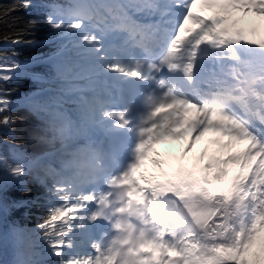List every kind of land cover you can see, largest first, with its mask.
Wrapping results in <instances>:
<instances>
[{"label": "snow or ice", "instance_id": "1", "mask_svg": "<svg viewBox=\"0 0 264 264\" xmlns=\"http://www.w3.org/2000/svg\"><path fill=\"white\" fill-rule=\"evenodd\" d=\"M31 6V0L23 5ZM51 7L48 22L66 36L79 35L76 47L86 59L152 89L138 162L112 180L121 203L114 212L119 235L110 244L69 251L71 222L85 204L54 186L64 203L39 228L60 264H264V34L256 24L249 31L238 27L242 18L235 15L264 16V0H100ZM206 9L219 11L205 15ZM137 13L159 19L141 23ZM119 33L126 34L122 47L105 44ZM116 51H127L131 62L110 60ZM210 133L216 134L211 154L205 148L190 164L182 157L166 160L156 148L186 140V157ZM149 158L158 171L142 170ZM230 165L238 168L232 176ZM218 183L227 186L214 190ZM110 196L99 203L111 207Z\"/></svg>", "mask_w": 264, "mask_h": 264}, {"label": "trees", "instance_id": "2", "mask_svg": "<svg viewBox=\"0 0 264 264\" xmlns=\"http://www.w3.org/2000/svg\"><path fill=\"white\" fill-rule=\"evenodd\" d=\"M26 2L0 0V67H12L15 62L21 69L20 72L0 71V77H6L0 78V99L16 101L44 91L39 96L51 97L64 104L67 111L71 108L85 113L84 100L67 95L82 77L79 66L69 63L67 69L59 70L53 63L43 62L63 51L75 58H84L81 49L76 47L79 35L66 36L48 22L51 6L68 9L75 0H31L32 6L24 8ZM0 109H3L0 120L10 119L8 124L0 123V172H7L9 164L15 161L12 149L21 152L23 148L28 153L41 150V146L31 142V137L42 120L25 105H0ZM24 178L25 184L10 175L0 180V264H11L9 229L24 224L39 227L54 207L64 203L57 197L53 183L38 177L25 175ZM36 242L43 246L37 264H60L44 237Z\"/></svg>", "mask_w": 264, "mask_h": 264}, {"label": "clouds", "instance_id": "3", "mask_svg": "<svg viewBox=\"0 0 264 264\" xmlns=\"http://www.w3.org/2000/svg\"><path fill=\"white\" fill-rule=\"evenodd\" d=\"M27 103L32 114L42 120L31 137V142L41 146V150L28 153L22 148L21 158L9 164L8 172L16 177H38L77 193L81 185L104 171V152L82 139L83 132L64 104L42 96L30 97Z\"/></svg>", "mask_w": 264, "mask_h": 264}, {"label": "rangeland", "instance_id": "4", "mask_svg": "<svg viewBox=\"0 0 264 264\" xmlns=\"http://www.w3.org/2000/svg\"><path fill=\"white\" fill-rule=\"evenodd\" d=\"M97 3V2H95ZM258 16H260L259 14H257ZM260 18L263 19V23H264V16H260ZM71 58L68 55L63 54L62 56H60L56 61V66L58 69L60 68H66V63L68 61H70ZM100 70H103L102 65H100V63L96 60H91L90 62L86 63V69H85V76L79 80V88L73 92V94H77V93H91V95H89L92 99L93 102L97 101L98 99L96 98L97 94H98V89H95L97 87V84H95V80L98 81V77L97 74ZM95 97H92L94 96ZM105 115H103L102 119H105ZM82 122L84 124L90 125L93 121L92 120H88L86 118L80 117V120L76 122V125L81 129V131L85 132L84 135L82 136L83 138H87L88 133H87V129L83 128L82 126ZM82 138V139H83ZM203 145L206 144L208 141L205 138H203L202 140ZM186 144V140H167L165 142H162L161 144L157 145L156 148L158 151H160L161 153H165V154H177L178 152L182 151V147ZM202 149V148H201ZM191 154L193 152H190ZM16 154V153H15ZM21 155L20 154H16V160L20 159ZM157 168L156 166L152 163L151 158L147 159L144 163L143 169L144 171H148V172H153L155 171ZM238 170V168H237ZM81 197V196H80ZM85 207L80 209L79 212H82V219L87 220L89 218V215L84 211ZM33 234L35 235L38 231L37 229H35L34 231H32ZM35 260V259H34Z\"/></svg>", "mask_w": 264, "mask_h": 264}, {"label": "bare ground", "instance_id": "5", "mask_svg": "<svg viewBox=\"0 0 264 264\" xmlns=\"http://www.w3.org/2000/svg\"><path fill=\"white\" fill-rule=\"evenodd\" d=\"M238 13V16H241L242 17V19H243V22L241 23V24H239V25H237L238 27H243L244 29H245V31H249L250 30V28L254 25V24H256V25H259L260 26V28H261V33L262 34H264V23H263V19L262 18H260V16H258L256 13H254V12H251V13H248L247 15H245L243 12H237ZM236 13V14H237ZM112 120H111V117H108V118H106L103 122H102V126L103 125H106V124H108V123H110ZM210 145V144H209ZM210 147H211V145H210ZM182 152V151H181ZM198 154V152H196V153H194L192 156L191 155H189V154H187V156L185 157V156H183V155H181L180 154V152L179 153H177V154H171V155H169V154H163V156H162V158H164V159H171L172 157H176V158H183V162L184 163H186V164H190L192 161H193V159H194V157H196V155ZM189 156H191V159L189 160L188 159V157ZM167 166V165H166ZM157 171H158V169H156ZM229 173H231V175H229V176H232V175H234L235 173L233 172V171H231V170H229ZM227 185L226 184H223V183H219V186L217 187V188H219V189H221V188H223V187H226Z\"/></svg>", "mask_w": 264, "mask_h": 264}]
</instances>
